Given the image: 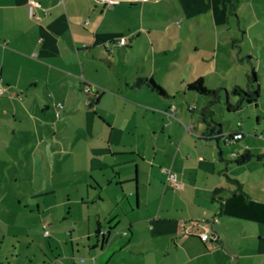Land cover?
<instances>
[{"label": "crops", "instance_id": "0c3cea01", "mask_svg": "<svg viewBox=\"0 0 264 264\" xmlns=\"http://www.w3.org/2000/svg\"><path fill=\"white\" fill-rule=\"evenodd\" d=\"M29 1L0 0V239L12 242L0 264H264L259 85L253 131L242 122L223 130L214 119L208 131L185 97L173 102L188 84L193 43L177 30L172 37V27L181 29L189 8L207 1L220 14L230 3L34 0L30 16ZM257 25L264 31L255 20L237 42L264 49V33L249 32ZM120 39L126 45L112 46ZM252 51L230 53L242 63ZM203 57L218 61L216 50ZM247 69L233 87H247ZM85 84L100 90L85 94ZM231 132L242 139L226 143ZM241 156L250 158L237 164ZM163 168L180 189L165 183ZM191 221L208 224L207 242L182 235Z\"/></svg>", "mask_w": 264, "mask_h": 264}, {"label": "rangeland", "instance_id": "374dc122", "mask_svg": "<svg viewBox=\"0 0 264 264\" xmlns=\"http://www.w3.org/2000/svg\"><path fill=\"white\" fill-rule=\"evenodd\" d=\"M238 1H240V4L236 7L235 13L233 12L232 7L233 4L237 2L236 0H220L222 5L223 3H230L226 12L222 10L220 14L217 11L216 13H213V10H210L207 7V1L205 2V7L200 6L198 9L189 8L186 16H182L184 22L181 29L178 31V28L176 29L175 26L172 27L171 36L173 37L177 30L178 37L186 39L189 43H193L191 45L192 48L190 49L192 62H190L187 66V71L185 72V76H183L188 79V84L192 81L191 76L193 74L195 78L201 76L204 79V85L208 89H226L228 93H230L234 83H245L243 73L244 69L248 68V76L251 77L253 73H255L257 84L260 87V99L264 100V49H262V46L256 45L254 42L246 41V39L243 43L237 42L238 39L241 38L242 33L245 31V28L252 22L255 20L264 22V8L260 6L264 4V0ZM253 5H256V7L253 8ZM199 11H203V14ZM197 18L204 23L202 26H197ZM214 18L215 23L212 24ZM192 22L196 25L193 29H191V26L189 25V23L192 24ZM249 32L252 35L251 38L261 37L262 33H264V31L261 30L260 25H257L254 29H250ZM197 38L201 39L200 43L202 45V49L195 52L193 50V45H196ZM216 42L218 43V48H215ZM235 45L242 47L244 51L249 49V45L256 49V51H252V54L249 55L250 62L248 58H243L242 63L233 59L230 52ZM215 50L218 55L217 62L214 63L212 60L208 64L201 62L204 58L203 56L207 59H211V57L214 56ZM234 64H239V66L234 68ZM240 66H242L243 69L239 70L238 67ZM209 69L213 71L209 72ZM170 84L173 83H168V85ZM173 88H181V86L174 84ZM181 89L182 91H178L176 96H174L173 102L179 103L181 102V99L185 97L184 101L189 104L191 102L190 107L193 108L192 112L198 117V120L195 118L196 121L203 124L200 117V106L207 104L210 98L188 91L185 85ZM183 94L186 95L183 96ZM227 100L229 102L233 100V95L227 94L225 90H222L218 101L213 103L211 106L212 119H214L217 124H220L223 127V130H226L229 127L231 129L235 128L237 122H242L243 127H247V130L244 131L252 130L255 124V118L256 116H259V110L255 108V105L243 103L240 110L236 112H228L225 105ZM262 126H264V121L259 123L260 129ZM28 226L30 227V230L32 229L33 232H35L38 226L36 219L30 220ZM45 229L50 232L49 227H46ZM41 233L42 232L40 230L39 234L41 235ZM0 241L2 242V244H0V250H11V240L6 238L4 240L0 239ZM39 242V239L36 238L32 250H35V248L39 245ZM15 246L17 247V245ZM12 264L16 263L13 261Z\"/></svg>", "mask_w": 264, "mask_h": 264}, {"label": "trees", "instance_id": "16d2710c", "mask_svg": "<svg viewBox=\"0 0 264 264\" xmlns=\"http://www.w3.org/2000/svg\"><path fill=\"white\" fill-rule=\"evenodd\" d=\"M186 89L188 91L196 93L197 95H203V96H207L208 98H210L207 105L205 107H203L201 109V112H200V117H201L202 123L206 127V130L210 131V129H208V128L211 127L212 124H215L213 119H212L211 106L213 103L218 101L220 92L223 89H219V90L208 89L204 85L202 78H197L195 80H192L189 84L186 85ZM228 94H232V95L236 96L238 99L235 103H230L228 100L225 102L226 110L228 112H236V111L240 110L241 105L243 103H248V104L255 103L259 97V88H258V84L256 81L255 73H253V75L251 77L248 76V84H247V87L245 89H242V88L235 86L231 89L230 93H228ZM216 125L219 126L218 124H216ZM234 133H236V132H231L229 134L233 135ZM249 158H250V156H241L235 162L237 164H241L244 161L248 160ZM98 234H99V231H98Z\"/></svg>", "mask_w": 264, "mask_h": 264}, {"label": "built area", "instance_id": "2783aa9c", "mask_svg": "<svg viewBox=\"0 0 264 264\" xmlns=\"http://www.w3.org/2000/svg\"><path fill=\"white\" fill-rule=\"evenodd\" d=\"M100 3H106L109 2L108 0H97ZM131 2H145L146 0H129ZM35 5L34 0H30L29 1V12H30V16H32V12L31 9L32 7ZM39 19V18H36ZM126 40L125 39H120L117 42H114L112 44V46H124L126 45ZM98 90H100V88H98L95 85H91V84H85L83 87V92L85 94H90L93 92H97ZM4 92V87L1 83L0 80V96L3 94ZM56 117H58L59 115V110L62 108V104L61 103H56ZM189 128H186V130H188ZM243 134L240 132H236L233 135L228 134L227 138H226V143L232 144L233 142L242 139ZM163 175L165 176V183L167 185H170L171 187L175 188V189H180L182 187V184L179 182V180L177 179V176L175 173H173L171 170L163 168L162 170ZM47 233H45L46 235ZM107 234V230H100L99 231V235L104 236ZM182 235L183 236H195L198 237L201 241L203 242H207L211 236H210V231H209V227L208 224L206 222H200V221H191L189 222L187 225L183 226L182 229Z\"/></svg>", "mask_w": 264, "mask_h": 264}, {"label": "water", "instance_id": "95a60500", "mask_svg": "<svg viewBox=\"0 0 264 264\" xmlns=\"http://www.w3.org/2000/svg\"><path fill=\"white\" fill-rule=\"evenodd\" d=\"M149 84L155 88L160 94H164V90L157 84L155 83L153 80H149ZM136 86H139V83L136 84ZM212 236V234H210Z\"/></svg>", "mask_w": 264, "mask_h": 264}]
</instances>
